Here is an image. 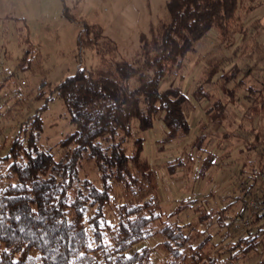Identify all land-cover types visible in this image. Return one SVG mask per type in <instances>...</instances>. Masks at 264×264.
<instances>
[{
	"label": "trees",
	"instance_id": "trees-1",
	"mask_svg": "<svg viewBox=\"0 0 264 264\" xmlns=\"http://www.w3.org/2000/svg\"><path fill=\"white\" fill-rule=\"evenodd\" d=\"M240 2L168 0L166 17L140 35V51L132 61L118 59L117 43L100 25L78 20L65 10L70 22L82 26L77 39L79 58L94 51L100 64L83 66L56 85L8 152L0 155V264H153L154 250L137 247L159 235L163 238L160 248L166 253L164 264H238L252 253L263 254L264 214L249 211L247 205L238 222L247 223L241 228L249 229V236L220 254L206 252L213 238H203L204 232L193 224H170L184 209L170 215L164 212L155 188L156 171L141 162L145 138L137 137L138 132L152 129L157 119L166 127L163 144L190 135L188 96L179 86L163 90L162 83L182 73L196 44L212 32L221 42L228 41ZM29 54L30 50L21 59L24 71L31 67ZM224 62H209L205 85L215 83ZM241 74L238 64L224 71L220 89L235 100L236 89L229 85L236 82L251 102L248 116L264 118V86L255 88L249 83L250 74L239 79ZM54 95L65 104L74 126V132L60 142L67 149L60 162L39 145L42 114ZM208 97L203 85L194 92L197 102ZM226 114L227 104L220 98L206 111L221 126ZM263 138L258 131L250 149L256 150ZM198 140L196 149L203 153L206 138L201 135ZM86 160L95 163L100 187L81 177ZM215 161L216 154L209 153L199 176L205 177ZM183 166L178 158L169 162L168 171L175 174ZM260 171L264 175V166ZM108 209L114 213L113 221ZM213 216L210 210L200 221Z\"/></svg>",
	"mask_w": 264,
	"mask_h": 264
},
{
	"label": "rangeland",
	"instance_id": "rangeland-1",
	"mask_svg": "<svg viewBox=\"0 0 264 264\" xmlns=\"http://www.w3.org/2000/svg\"><path fill=\"white\" fill-rule=\"evenodd\" d=\"M167 1L0 0V155L4 156L13 139L28 127L27 121L45 105L46 97L51 96L56 85L83 66L96 68L100 64L94 51H86L79 58L77 39L82 26L70 22L65 10L78 20L100 24L105 35L117 43L118 59L132 61L140 51V35L149 31L151 23L166 17ZM28 50L31 67L24 71L20 64ZM222 59L225 62L220 74L238 64L243 70L239 79L248 72L249 83L255 88L264 86V0H241L228 41L221 42L218 34L212 32L196 44L182 73L162 83L163 90L179 86L188 96L190 135L171 144L161 143L166 127L160 119L152 129L137 134L145 138L141 162L156 171L155 188L164 212L170 215L177 208L184 209L170 224H193L204 232L203 238H213L206 252L217 254L249 236V229L238 225L242 219L239 213L247 210L250 199L264 196V175L260 173L264 166V138L256 150L250 149L256 144V133H264V118L254 120L248 116L251 102L246 91L236 87V82L229 85L236 89L232 101L220 89V74L214 84H204L209 62ZM201 85L209 97L197 102L194 92ZM217 98L227 104L223 126L213 123L206 115ZM42 119L44 127L39 145L51 151L57 161H64L67 149L61 148L60 142L74 132V126L65 104L56 95L50 97ZM230 134L232 137H226ZM201 135L206 138L203 153L196 149ZM209 153L216 154L215 165L205 177H200ZM178 158L184 166L171 174L168 164ZM80 173L82 178L100 187L94 162L84 161ZM210 210L214 216L201 223L200 216ZM113 215L108 209L109 221H113ZM162 241L160 235L155 236L137 248H152L153 264H164L166 253L160 248ZM238 264H264V252L252 253Z\"/></svg>",
	"mask_w": 264,
	"mask_h": 264
},
{
	"label": "built area",
	"instance_id": "built-area-1",
	"mask_svg": "<svg viewBox=\"0 0 264 264\" xmlns=\"http://www.w3.org/2000/svg\"><path fill=\"white\" fill-rule=\"evenodd\" d=\"M247 209L251 212H258L260 214H264V198H260V199H250L247 202ZM240 226H246L247 223L242 221L240 224Z\"/></svg>",
	"mask_w": 264,
	"mask_h": 264
},
{
	"label": "crops",
	"instance_id": "crops-1",
	"mask_svg": "<svg viewBox=\"0 0 264 264\" xmlns=\"http://www.w3.org/2000/svg\"><path fill=\"white\" fill-rule=\"evenodd\" d=\"M91 24H92V23H91ZM98 25H100V24H98ZM100 26H101V25H100ZM101 27H102V26H101ZM102 28H103V27H102ZM149 28H150V27H149ZM103 29H104V28H103ZM104 33H105V29H104ZM240 67H241V66H240ZM250 77H251V76H250ZM250 77H249V78H250ZM249 78H248V79H249Z\"/></svg>",
	"mask_w": 264,
	"mask_h": 264
}]
</instances>
